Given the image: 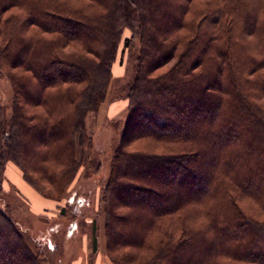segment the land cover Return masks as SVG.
<instances>
[{"label":"trees","instance_id":"obj_1","mask_svg":"<svg viewBox=\"0 0 264 264\" xmlns=\"http://www.w3.org/2000/svg\"><path fill=\"white\" fill-rule=\"evenodd\" d=\"M125 28L128 108L100 198L109 258L264 264V0H0V166L62 200ZM47 262L0 207V264Z\"/></svg>","mask_w":264,"mask_h":264},{"label":"rangeland","instance_id":"obj_2","mask_svg":"<svg viewBox=\"0 0 264 264\" xmlns=\"http://www.w3.org/2000/svg\"><path fill=\"white\" fill-rule=\"evenodd\" d=\"M129 37L131 30L125 28L117 57L111 67L113 82L107 99L98 115H92L88 120L94 148L85 154L82 168L62 198L64 206L41 216L35 215L17 189L7 183L4 171L6 164L0 166V207L15 222L33 252L47 258V264H72L79 258L83 259V264L97 263L99 259L114 264L108 256L107 219L100 198L101 187L109 175L110 160L128 108H122L121 100L126 98L120 93L123 84L131 76L134 64L131 50L125 47V40ZM12 96L8 74L0 69V104L5 108L7 119L10 118ZM78 157L82 159L80 148ZM64 208L66 211L62 212ZM85 234H88L90 241H93L94 235L97 238V247L92 248L91 254H87L84 249Z\"/></svg>","mask_w":264,"mask_h":264},{"label":"crops","instance_id":"obj_3","mask_svg":"<svg viewBox=\"0 0 264 264\" xmlns=\"http://www.w3.org/2000/svg\"><path fill=\"white\" fill-rule=\"evenodd\" d=\"M120 71V69H117ZM117 71V72H118ZM123 102L122 108H127L128 106V100L123 99L121 100ZM109 102H107L108 106ZM114 104L117 106L118 103L114 102ZM114 109V108H113ZM5 177L7 180V183L13 185L21 197L25 201L28 202L30 209L35 215H43L48 211H53V210H59L61 207L64 206V201L63 200H55L52 198L45 197L42 195L37 189H35L25 178L23 175L22 170L12 161L7 162L5 166ZM84 242H85V251L88 254H91L93 251V241L88 234H85L84 236ZM72 264H83V259L79 258L77 261H73ZM92 264H109L106 261H102V259H99L97 263H92Z\"/></svg>","mask_w":264,"mask_h":264}]
</instances>
